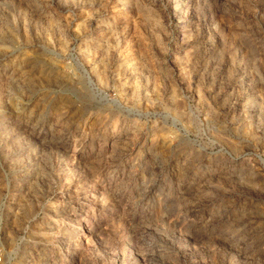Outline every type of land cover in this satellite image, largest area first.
<instances>
[{
    "label": "rangeland",
    "instance_id": "374dc122",
    "mask_svg": "<svg viewBox=\"0 0 264 264\" xmlns=\"http://www.w3.org/2000/svg\"><path fill=\"white\" fill-rule=\"evenodd\" d=\"M0 264H264V0H0Z\"/></svg>",
    "mask_w": 264,
    "mask_h": 264
}]
</instances>
